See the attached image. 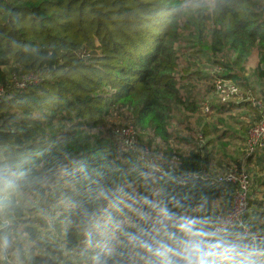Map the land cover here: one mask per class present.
<instances>
[{
  "label": "trees",
  "instance_id": "obj_1",
  "mask_svg": "<svg viewBox=\"0 0 264 264\" xmlns=\"http://www.w3.org/2000/svg\"><path fill=\"white\" fill-rule=\"evenodd\" d=\"M182 18L196 21L180 27L194 41L192 56L207 49L244 63L255 52L259 67L264 64V0H0V93L9 76L39 81L0 98V213L10 219L0 225V245L21 252L24 236L32 256L25 264H142L126 233L144 225L140 219L123 225L129 206L121 198L130 193L111 189L109 158L97 156L95 146L60 144L69 132L59 137L52 126L57 118L74 119L77 126L103 124L108 108L129 105L140 125L167 139L171 111L196 110L182 93L190 85L181 87L172 76L177 65L171 42ZM242 106L257 122L256 110ZM208 143L178 156L172 170L152 174L154 192L144 191L150 204L143 212L177 201L208 209L221 200L229 208L237 187L213 183L222 174L209 175ZM257 152L245 160L257 156L262 162L264 148ZM68 157L75 164L65 168ZM122 157L130 169V155ZM241 167L235 164L236 176ZM57 178L64 187L54 194ZM48 205L57 206L56 243L37 229ZM251 205L249 197L242 222L252 231L257 219L248 212ZM99 218L107 223L96 225Z\"/></svg>",
  "mask_w": 264,
  "mask_h": 264
},
{
  "label": "rangeland",
  "instance_id": "obj_2",
  "mask_svg": "<svg viewBox=\"0 0 264 264\" xmlns=\"http://www.w3.org/2000/svg\"><path fill=\"white\" fill-rule=\"evenodd\" d=\"M194 16L197 15L194 13ZM185 22L191 24L196 21L182 18L178 27L184 26ZM176 35L177 41L171 42L174 43L172 52L177 65L172 76L181 87L185 83L190 85L187 92L182 93L195 102L196 110L193 112L183 108L173 109L171 111L174 112L173 118H169L166 123L167 139L155 136L150 127L140 125L133 108L129 105L120 107L116 105V107L108 108L104 123L91 125V127L77 126L74 119L57 118V121L53 123L52 132L59 137L65 131L69 132L68 136H62L60 137L62 140L59 139V143L64 146H67L68 141L76 147L95 146L98 150L97 156L109 158L107 169L111 189L130 193L121 198L122 203L129 206L127 218L122 221L125 227L134 226L132 219H139V213L143 212L142 207L147 205L144 191L154 192L149 184L152 174L161 171L165 173L166 168L172 170L178 156L185 155L190 150L197 151L207 146L209 142L207 147L211 159L209 175L217 177L226 172L236 174L235 164L237 162L242 164L241 172L247 174L251 182L248 197L252 199V205L248 212L257 219L252 232L260 235L264 233V217L257 213L264 214V190H262L264 185L261 184L264 182L262 178L264 158L262 162L258 161L257 156L252 157L248 162L245 160L247 157L244 147L245 140L248 137V131L256 122L254 112L242 106L248 104L242 100L251 94L264 105V78L259 76V72L264 71V64L259 67V58L255 52L244 63L237 62L230 54H227L229 56L227 58L212 55L207 49L204 52L200 51L202 54L199 56H192L194 41L190 39L189 33L182 28H177ZM33 77L34 81L39 83L38 79ZM198 78L200 79L197 80ZM216 80L236 84L239 94L222 103L214 92L213 84ZM21 84L13 76L7 77V86L0 93V98L9 99L15 93L22 91L26 85L21 87ZM205 105L210 107L208 114L202 112ZM126 128L132 129L134 133L133 145L128 148L121 145L117 136L118 131ZM123 155H130L132 161L130 169L126 167ZM74 164L75 159L68 157L65 168L72 167ZM55 181L53 185L51 184V191L54 194L64 187L60 184L59 178ZM237 198L236 192L231 195L228 204L230 209L226 208L220 200L206 210L209 215L223 218L235 207ZM25 201L32 206H37L35 200L26 198ZM56 207L48 205V208L38 216L43 220V225L37 228L38 232L50 243H56L59 240L54 228L58 216ZM150 211L154 214L153 208ZM6 220L10 219L3 218L0 213V225ZM94 223L101 225L106 224L107 221L99 218ZM23 238L24 236L20 239L21 252L12 244L2 243L0 245L2 262L25 264V261L32 257L27 253L28 245Z\"/></svg>",
  "mask_w": 264,
  "mask_h": 264
},
{
  "label": "clouds",
  "instance_id": "obj_3",
  "mask_svg": "<svg viewBox=\"0 0 264 264\" xmlns=\"http://www.w3.org/2000/svg\"><path fill=\"white\" fill-rule=\"evenodd\" d=\"M151 207L154 214L139 213L144 226L126 233L142 264H264V237L209 215L204 205Z\"/></svg>",
  "mask_w": 264,
  "mask_h": 264
},
{
  "label": "built area",
  "instance_id": "obj_4",
  "mask_svg": "<svg viewBox=\"0 0 264 264\" xmlns=\"http://www.w3.org/2000/svg\"><path fill=\"white\" fill-rule=\"evenodd\" d=\"M33 78V76L26 77L24 81L21 82V87H23L25 83L30 85L38 84V82L36 83ZM213 88L215 94L220 98L222 103L229 101V99H232L234 96L239 94V88L237 85L231 83L230 81L216 80L213 84ZM242 101L248 103L252 108H254L259 117L258 121L248 131V137L245 140V152L247 156H250L264 148V105L260 101L256 100V98L251 94L247 95ZM202 112L204 114H208L210 112V107L205 105ZM117 136L122 143L121 145L126 148L133 145L134 133L132 132V129H121L117 132ZM213 183L236 185V197H238L236 205H234L235 207L228 215L221 219L228 220L235 226L238 225L239 227L249 229L247 226L243 225L242 222V218L247 212L248 196L251 187L248 175L241 172L238 176H236L233 172H228L214 179ZM45 223H47V221H45Z\"/></svg>",
  "mask_w": 264,
  "mask_h": 264
}]
</instances>
